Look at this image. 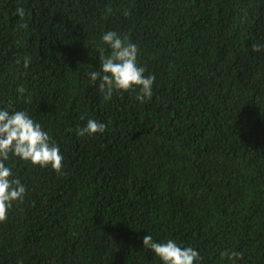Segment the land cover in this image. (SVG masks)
<instances>
[{
	"label": "trees",
	"instance_id": "16d2710c",
	"mask_svg": "<svg viewBox=\"0 0 264 264\" xmlns=\"http://www.w3.org/2000/svg\"><path fill=\"white\" fill-rule=\"evenodd\" d=\"M109 31L155 77L143 103L90 79ZM256 44L264 0H0V110L26 111L63 156L59 174L4 162L26 193L0 223V264H163L145 235L198 264H264ZM90 119L105 131L79 136Z\"/></svg>",
	"mask_w": 264,
	"mask_h": 264
},
{
	"label": "clouds",
	"instance_id": "9594fccd",
	"mask_svg": "<svg viewBox=\"0 0 264 264\" xmlns=\"http://www.w3.org/2000/svg\"><path fill=\"white\" fill-rule=\"evenodd\" d=\"M23 8H16L14 15L24 16ZM103 43L111 49L105 55L100 50V70L90 74L92 81L99 80V90L105 94L104 98L110 100L114 92H129L138 90L136 99L141 103L152 96L154 76H145V69L138 66L137 45L121 38L115 32L103 34ZM264 45H253V51H260ZM30 58H24V67L27 68ZM20 63V61H17ZM24 94L23 86L17 89ZM106 125L95 120H88L86 127L78 129L79 136L103 133ZM11 156L30 162L33 166L41 168L51 167L56 173H61L63 156L60 149L51 141L50 135L41 125L35 122L26 111L0 110V223L6 222L9 209L14 202H22L26 193L25 186L19 179H14L10 167L5 161ZM143 247L150 249L163 264H198L199 253L192 247H181L175 241L155 242L150 235L143 237ZM235 264L242 254L237 252H224Z\"/></svg>",
	"mask_w": 264,
	"mask_h": 264
}]
</instances>
